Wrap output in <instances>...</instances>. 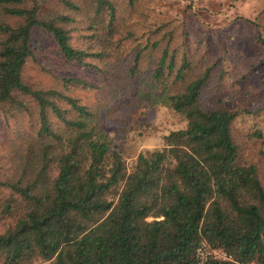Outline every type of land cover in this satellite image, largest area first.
<instances>
[{
    "label": "trees",
    "instance_id": "trees-1",
    "mask_svg": "<svg viewBox=\"0 0 264 264\" xmlns=\"http://www.w3.org/2000/svg\"><path fill=\"white\" fill-rule=\"evenodd\" d=\"M145 1L0 0V109L29 119L0 169V264H264V186L241 163L240 112L206 103L210 70L178 57ZM39 34L66 65L105 74L106 97L81 101L96 87L77 76L28 82ZM139 102L186 125L130 164L134 142L114 145L101 114ZM204 246L232 260L202 262Z\"/></svg>",
    "mask_w": 264,
    "mask_h": 264
},
{
    "label": "rangeland",
    "instance_id": "rangeland-1",
    "mask_svg": "<svg viewBox=\"0 0 264 264\" xmlns=\"http://www.w3.org/2000/svg\"><path fill=\"white\" fill-rule=\"evenodd\" d=\"M142 10L140 7L137 13ZM143 13L148 21L160 19L174 32L171 45L179 50L180 59L186 55L204 71L210 70L206 103L222 102L240 112L233 137L240 148L241 163L257 165L264 186V0H146ZM34 45L37 61L27 68L28 82L50 85L60 77L77 76L96 87L81 91V101L95 105L106 97L110 82L105 74L66 65L49 36L37 35ZM101 118L114 145L126 141L127 148L134 142L136 150L130 147L133 153H128L130 164L141 150L159 147L163 135L186 125L181 116L150 102H139L132 109L117 105L105 109ZM28 128L26 116L8 118L0 109L1 170L6 168L12 146L19 142V131ZM214 251L218 250L204 248L205 253Z\"/></svg>",
    "mask_w": 264,
    "mask_h": 264
},
{
    "label": "built area",
    "instance_id": "built-area-1",
    "mask_svg": "<svg viewBox=\"0 0 264 264\" xmlns=\"http://www.w3.org/2000/svg\"><path fill=\"white\" fill-rule=\"evenodd\" d=\"M206 246H204L205 248ZM204 248L199 249L198 251V255L201 258L202 262H205L207 260V257L209 255L213 256L214 258L217 259H222V260H232V257H229L224 251L222 250H218V251H214L213 253H205L204 252Z\"/></svg>",
    "mask_w": 264,
    "mask_h": 264
}]
</instances>
